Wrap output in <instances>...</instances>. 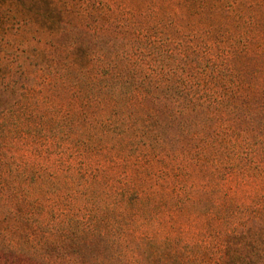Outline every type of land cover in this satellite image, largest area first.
<instances>
[{
	"label": "trees",
	"instance_id": "obj_1",
	"mask_svg": "<svg viewBox=\"0 0 264 264\" xmlns=\"http://www.w3.org/2000/svg\"><path fill=\"white\" fill-rule=\"evenodd\" d=\"M85 2L76 15L93 21L70 25L57 15L52 50L30 57L12 40L15 51L1 57L0 207L29 246L0 249V264H54L42 245L35 248L33 233L24 232L34 221V200L23 193L55 187V174L48 166L29 174L10 168L5 150L17 147L41 150L57 166L56 177L73 180L75 201H83L65 228L48 229L44 246L62 250L74 235L85 252L76 264H140L138 250L124 252L131 225L153 246V236L142 231L154 224V209L166 208L169 264L196 263L202 241L189 243L176 218L192 210L198 219L218 221L206 199L228 197L232 182H264V4L246 11L236 0H176L167 22L160 6ZM69 25L81 31L64 41ZM60 96L70 101L68 110L55 103ZM226 207L221 212L229 216ZM256 208L227 219L232 227L222 235L211 230L210 239L222 242L214 264H264V204Z\"/></svg>",
	"mask_w": 264,
	"mask_h": 264
},
{
	"label": "rangeland",
	"instance_id": "obj_2",
	"mask_svg": "<svg viewBox=\"0 0 264 264\" xmlns=\"http://www.w3.org/2000/svg\"><path fill=\"white\" fill-rule=\"evenodd\" d=\"M95 1H104V0H95ZM214 2H219L221 0H209ZM241 7H244L248 11L249 6L251 5L256 9L260 4H264V0H236ZM90 4H93V0H89ZM96 3V2H95ZM176 0H108L109 6L114 8V6L122 7L123 5H137L140 7H145L144 5L160 6L162 11L158 12L159 18H165L169 22V15L176 9L171 8L172 5H176ZM181 4V2H179ZM85 0H0V63L1 57L5 52L15 51L14 48L9 46L10 41L16 40L22 42L17 48L18 51H25L27 55L37 56L42 50L49 51L52 50V45H49L51 42V37L55 32V22L59 19L64 20L61 16L67 19L70 22V25L74 22L77 24V21L84 19L93 21V19L83 16L76 15L77 13H82V10L85 8ZM92 6V5H91ZM89 7V6H88ZM66 12L70 10L71 14H64L60 12V9ZM61 9V11H63ZM255 11V10H254ZM257 11V10H256ZM145 14H149L147 10H144ZM58 15V17H57ZM223 17V16H221ZM220 19H228L221 18ZM67 27V31L62 33L64 41H70L73 37L79 35L81 29H78L73 25ZM169 29V27H168ZM21 55V54H20ZM45 59H39L40 65L44 66ZM70 102L68 98L60 96L58 100H55L57 106H62L64 110H68ZM60 108V107H59ZM38 147H40V142H38ZM41 150H38L40 152ZM30 150L27 148H7L5 150L7 160L6 165L10 168L21 167L26 173L30 170L29 168L37 169V167L43 168L48 166L47 171L54 173L55 177V187H48V191L43 190L42 192L34 191L32 193H23L27 198H31V201L34 200V210L32 211L33 222L26 223L23 227H26L24 230L25 234L33 233V238L36 241V249H39L42 245L44 247L42 254L45 252L46 256H49L51 262L57 263L61 260L63 263L69 262L70 258L73 261V264H76V256L79 252L83 251L84 248L82 243L77 240L73 235L68 240L65 241V248L62 250H57L55 244H47L44 246L42 238H47L48 229L51 230L52 234H55V230L58 228L66 227V220L73 219L74 214H76L77 209L80 211L84 209L83 201L80 198L75 201V198L79 195L75 193L77 190L76 185L70 177L63 178V174L58 175V168L56 165L50 164L52 160L43 159L41 154ZM53 159V158H52ZM29 174V173H28ZM29 176L30 175H27ZM7 178H13L14 173L10 175L6 174ZM62 177V178H61ZM36 178V175L33 176V179ZM50 178V177H49ZM32 180V178H31ZM66 187L67 192L63 193L62 189L59 187ZM231 191L228 192V197L223 198L219 193H214L210 196V200H205L206 209H217L214 210L218 212L220 217L218 221L214 219H209V217H202L198 219L196 214L192 210L186 215H180L176 218L177 224H183L184 233L188 236L187 240L189 243L201 242L199 244V253L198 261L193 264H214L216 252V242L222 243L220 241L211 240L209 235L211 230L216 234H224L232 225L226 223V220L230 218L233 222L234 218L242 219L246 218L249 212L257 210L258 204H264V182L261 184L258 181H246V182H232L229 184ZM57 188V189H56ZM160 191L164 189L159 188ZM74 191V192H73ZM217 199V200H215ZM229 203L230 210H235V213H232L227 216L226 212L222 208H227L226 204ZM239 208V209H238ZM160 210V209H159ZM154 209L153 218L155 217L154 224L147 229L145 236H153L152 243L159 247L158 250L153 246L147 244L145 241L139 240L141 231L137 229L136 224H132L133 228L132 235L128 236L129 247L125 249V254L127 256L133 255V250H138L141 254L139 263L140 264H169V213L166 212V208H162L160 211ZM259 210V209H258ZM0 249H7L10 246L14 248H19L23 251L29 245L25 246L23 243L24 236L20 234V231L17 234H14V231L11 228V225L14 224L11 216H8L6 221L3 218L5 209L0 207ZM62 212V213H61ZM161 219V222L158 224L157 218L158 215ZM228 212V211H227ZM220 213V214H219ZM51 214V216L49 215ZM64 214V215H63ZM155 214V215H154ZM225 219L221 221L219 219ZM48 221L47 224H44L43 221ZM127 220V219H126ZM129 225L127 221H121L119 225ZM73 223L71 224V226ZM194 225L198 228L196 231ZM193 226V227H192ZM207 226L210 230H207ZM32 227V228H31ZM50 227V228H49ZM122 227V226H121ZM130 227V228H131ZM122 230L127 229V226H123ZM264 227H261L260 234L264 236ZM144 230V228H143ZM241 230L238 232L240 233ZM198 235H197V233ZM126 234V233H125ZM21 235V236H20ZM52 239L53 236L48 237ZM166 240V244L163 245V241ZM96 246L92 245L90 248V253L96 252ZM152 252H155V255H152ZM85 253V252H84ZM98 253H101L99 251ZM38 255H42L40 252H36ZM84 254H82L83 256ZM236 256L238 254H235ZM155 256V257H154ZM122 260V259H121ZM100 264V263H95Z\"/></svg>",
	"mask_w": 264,
	"mask_h": 264
}]
</instances>
